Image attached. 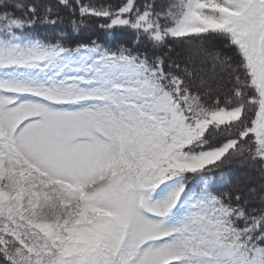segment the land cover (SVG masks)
I'll list each match as a JSON object with an SVG mask.
<instances>
[{"label": "rangeland", "instance_id": "1", "mask_svg": "<svg viewBox=\"0 0 264 264\" xmlns=\"http://www.w3.org/2000/svg\"><path fill=\"white\" fill-rule=\"evenodd\" d=\"M163 1L169 37L228 35L256 93L252 104L244 107L235 88L218 106L196 105L226 80L224 68L192 77L206 96L192 97L184 111L187 96L164 77L162 60L136 50H145V38L143 46L125 35L132 45L120 51L145 58L130 61L97 45L63 51L7 21L0 31V264H264L263 216H247L218 182L204 179L237 140L199 146L226 136L252 106L250 129L239 138L251 135L264 170V0ZM150 23L144 14L133 20L143 30L155 28ZM178 48L193 65L198 56L219 63L202 44ZM252 167L237 171L236 183L245 184L244 198L264 200V174Z\"/></svg>", "mask_w": 264, "mask_h": 264}, {"label": "trees", "instance_id": "2", "mask_svg": "<svg viewBox=\"0 0 264 264\" xmlns=\"http://www.w3.org/2000/svg\"><path fill=\"white\" fill-rule=\"evenodd\" d=\"M17 1L19 0H15L12 3L11 0H0V25H2L0 31H5L7 21H12L20 26L19 31L21 33L36 35L41 40L49 37L50 44L65 51L100 45L106 55L145 59L141 54H138L140 52L147 56V61L159 57L163 62L164 77L167 78L168 82L172 81L173 84V80H177L179 91L187 96L185 103H180L184 111L191 110V106H188L187 102L189 100L194 102L191 101L194 99L192 97L202 98L203 93L206 96V91L203 92L204 89L194 84L195 81L192 80V77L195 75L199 78L208 75L209 72H217L219 74L218 71L224 68L227 74L224 75L227 77L226 80L223 78L224 80L222 81H215L214 87L210 90L213 95L206 96L208 99L206 101L197 100L196 105L211 104L214 101L215 106H218L223 98L234 94L235 88L237 92L239 91L238 95L244 107L252 104L251 102L256 97L255 91L248 85V74L243 66L242 57L228 35L224 33H206L185 38H173L164 33L165 29H168L171 25L169 23L166 24L164 21V18L171 14L169 12V2L167 1L38 0L40 2H35L34 0H20L22 1L20 4H17ZM143 14L149 18L150 24L155 26V28L143 30L134 26L133 20L135 17ZM112 32L116 36L118 35V38L110 42L106 37H103V35ZM122 32L123 35H120L119 33ZM127 33L132 34L131 37L137 39L141 44L145 38L148 46H154V49H152L154 52H151L148 46H144L145 43H143L142 45L145 47L143 51L136 48L139 52L122 53L119 46L128 49L132 45V41L128 42V39L125 38ZM155 35H157L156 38L154 37ZM195 42L196 44L204 45L208 49V57H206L209 61H211L210 58L213 56L219 59V63L213 65L203 64L202 57L198 56L195 59L198 65L194 64V66L189 60L190 56H187L188 54L182 52L181 49L179 50L178 46H188L189 44H195ZM157 51H160V53L158 54ZM196 105L193 106L195 107ZM248 109L250 110L247 111V114L244 113L242 119L233 124L239 125L228 128L226 136L224 135L225 133L220 132L217 137L211 139H206V137L199 143V146L214 147L220 146L223 140L232 138L237 140L234 149L230 150L226 157L215 164L210 171H206L209 172V178L204 179L218 182L222 191L227 194L225 199L230 205L240 208L247 216H263L264 219V200L261 198H244L242 196L244 190L239 188L242 183H236L237 177L235 175L237 171L243 170V172L250 171L249 173H251L254 171L252 166L260 174H264L261 163L255 156V146L250 140L252 138L251 135L248 133L243 139L239 138V134L250 129L252 106ZM240 162H247L250 165L239 168L238 163ZM247 238L253 240L252 237ZM259 244L264 245V242Z\"/></svg>", "mask_w": 264, "mask_h": 264}, {"label": "crops", "instance_id": "3", "mask_svg": "<svg viewBox=\"0 0 264 264\" xmlns=\"http://www.w3.org/2000/svg\"><path fill=\"white\" fill-rule=\"evenodd\" d=\"M162 100H165V101H166L167 99H166V98H165V99L162 98ZM162 100H161V102H163ZM159 101H160V100H159ZM167 102H168V100H167ZM168 103H169V102H168ZM157 104H158V102H157ZM157 104L155 103V105H157ZM173 107H174V108H173ZM175 108H176V106H173L172 103H169V109H168V112L170 113L169 116H170V117L172 116V117L178 118V117H177V108H176V109H175ZM166 109H167V108H166Z\"/></svg>", "mask_w": 264, "mask_h": 264}, {"label": "bare ground", "instance_id": "4", "mask_svg": "<svg viewBox=\"0 0 264 264\" xmlns=\"http://www.w3.org/2000/svg\"><path fill=\"white\" fill-rule=\"evenodd\" d=\"M232 51V50H231ZM154 149V148H153ZM155 150V149H154Z\"/></svg>", "mask_w": 264, "mask_h": 264}]
</instances>
